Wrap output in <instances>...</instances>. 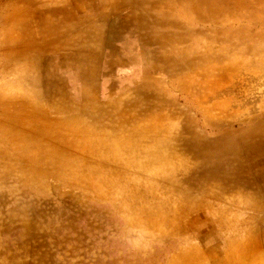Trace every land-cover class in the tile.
Listing matches in <instances>:
<instances>
[{
  "label": "rangeland",
  "instance_id": "1",
  "mask_svg": "<svg viewBox=\"0 0 264 264\" xmlns=\"http://www.w3.org/2000/svg\"><path fill=\"white\" fill-rule=\"evenodd\" d=\"M255 251L264 0H0V264Z\"/></svg>",
  "mask_w": 264,
  "mask_h": 264
},
{
  "label": "crops",
  "instance_id": "2",
  "mask_svg": "<svg viewBox=\"0 0 264 264\" xmlns=\"http://www.w3.org/2000/svg\"><path fill=\"white\" fill-rule=\"evenodd\" d=\"M256 250H257V248H256ZM250 254L251 253H249V255ZM249 257H250L249 262L247 261L248 264H251V263H253V264H260V263L264 264V259H262V255H261V253L259 251H255L254 255L253 256H249Z\"/></svg>",
  "mask_w": 264,
  "mask_h": 264
}]
</instances>
